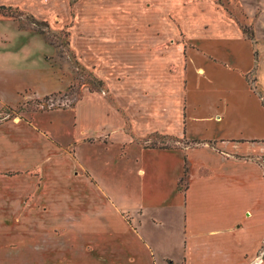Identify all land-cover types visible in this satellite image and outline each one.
Wrapping results in <instances>:
<instances>
[{"label": "rangeland", "instance_id": "obj_1", "mask_svg": "<svg viewBox=\"0 0 264 264\" xmlns=\"http://www.w3.org/2000/svg\"><path fill=\"white\" fill-rule=\"evenodd\" d=\"M1 5L12 16L0 12V38L10 39L0 53L12 49L0 59V264H119L124 231L135 236L151 215L156 264H180L187 168L216 165L201 152L184 165L181 153L200 144L186 136L249 138L264 120V0ZM223 99L220 132L209 118ZM199 205L196 186L188 230L201 228ZM220 206L208 217L216 236L230 232ZM89 220L99 225L88 230Z\"/></svg>", "mask_w": 264, "mask_h": 264}, {"label": "crops", "instance_id": "obj_2", "mask_svg": "<svg viewBox=\"0 0 264 264\" xmlns=\"http://www.w3.org/2000/svg\"><path fill=\"white\" fill-rule=\"evenodd\" d=\"M14 5L16 6V4ZM18 33H22L23 36H26L24 32ZM246 40L249 39L246 38ZM0 41H3L4 45L10 43V39L6 35L2 36ZM24 43L25 39L21 42V45H24ZM2 49L4 51L0 53V59L4 62L5 59L7 61L10 60L11 56H8L5 51L12 49V46L10 48L9 46L5 48L2 47ZM209 55L218 60L213 54L210 53ZM204 57L205 56H199L202 61L214 62ZM224 65L226 64L224 63ZM200 66L201 65H198L197 67ZM6 68L7 64L3 65L0 71L2 72L3 69ZM199 69H201V71L203 70V74H198L200 76H206L204 68H198L197 72ZM22 89L23 88L17 89L14 94H16L17 91L20 92ZM223 100L224 105L221 112L213 114L209 118L212 120L214 119V121L218 123L217 129L220 132L226 131L224 124H222V120L227 114L226 109L230 105L228 104L229 99ZM241 116L244 119L249 118V116L242 113ZM49 124L48 126L51 128L56 127V122L54 121ZM253 127L255 128L254 134L249 138L222 135L212 139H200L186 136L189 140L200 141V144L188 147L181 153L184 157V165L190 164L187 161L188 156L186 153L194 155L198 152L210 156L215 161L216 165L213 167V165L204 164L196 174L193 171L189 172V168H187L188 187H186L185 193L182 196L184 200V202H182V229H184V231L182 239L183 260L180 264H191V261L195 260L196 255L199 256L201 264H264V213L260 212V210L264 211V120H255ZM163 130L166 131L165 128ZM184 135H186V133ZM210 141L212 142L211 146L207 143ZM184 165L182 168L183 171L185 168ZM140 171V174H142L140 178H143L145 176L144 168L142 167ZM196 186H198L199 189V207L203 223L200 229L195 228L188 230L190 227L188 224H185V222L187 223L186 201L187 197L189 198L192 195ZM179 196L182 200L180 193ZM222 201L226 203V206L222 209L224 210L222 215H228L226 220L229 222V225L226 227L230 228V232L229 234L216 236L214 233H217L218 230L209 228L210 224H215L208 223L214 220L208 217L212 216L215 218L214 212L221 207L220 203ZM141 203L143 205L149 204V208H144L143 206L144 209L148 210L154 209L153 206L158 207L150 202L141 201ZM228 203L229 206L227 205ZM151 217L152 215L149 216L147 220L141 221L135 236L127 234V230L124 231L123 240H121L122 238L120 235L118 238L122 243L120 253L123 255L120 257V261L129 264V261L137 259L140 263L141 259L142 262L140 264H156L155 251L154 248L152 249L149 236L150 233L156 234L157 228L160 227V223L157 220L153 222ZM89 221L88 230L90 226L94 227L99 225L93 223L91 220ZM213 238L216 239L214 240ZM211 239L214 243L210 241ZM106 242H114V240L110 236ZM197 243L198 247L196 248ZM127 244L129 248L130 246H135L139 250L135 258L128 251L129 248L126 249ZM127 254H129L128 257ZM169 261L173 264V261L167 257L161 258V262L163 263L170 264Z\"/></svg>", "mask_w": 264, "mask_h": 264}, {"label": "trees", "instance_id": "obj_3", "mask_svg": "<svg viewBox=\"0 0 264 264\" xmlns=\"http://www.w3.org/2000/svg\"><path fill=\"white\" fill-rule=\"evenodd\" d=\"M0 12L2 13L3 16H6V17L7 16H9V17L12 16L11 12L9 11V8H7V7L0 6ZM247 38L250 39V40H252L253 39V33H250L249 32Z\"/></svg>", "mask_w": 264, "mask_h": 264}]
</instances>
